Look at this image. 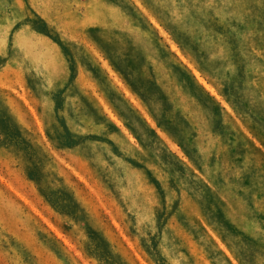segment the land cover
<instances>
[{"label": "rangeland", "instance_id": "obj_1", "mask_svg": "<svg viewBox=\"0 0 264 264\" xmlns=\"http://www.w3.org/2000/svg\"><path fill=\"white\" fill-rule=\"evenodd\" d=\"M86 245L264 264V0H0V264Z\"/></svg>", "mask_w": 264, "mask_h": 264}, {"label": "crops", "instance_id": "obj_2", "mask_svg": "<svg viewBox=\"0 0 264 264\" xmlns=\"http://www.w3.org/2000/svg\"><path fill=\"white\" fill-rule=\"evenodd\" d=\"M50 158H51V160L54 159L53 154H51V153H50ZM24 174H25L24 176H25L26 181L29 182V184L32 185V187L35 190L34 191L35 193L32 192V193H34V195H31V197H34V199L37 201H42L43 203L41 202V205L43 207L48 208V206H49V208L51 207L53 209V205L50 203L49 198L41 190V186L44 185L42 180L39 181L38 176H36V174H31V173L29 174L27 171ZM73 217L74 218L72 220H70L72 223H74L76 221L75 220V214ZM52 218L54 220H56L58 223H60L54 216ZM64 222L68 223V221H66V220ZM119 222L123 226L122 220H119ZM89 249H91V247L86 245V256H87L88 260L89 261L91 260L92 262L94 261L97 264H103L102 261L100 259H98L95 254L91 253Z\"/></svg>", "mask_w": 264, "mask_h": 264}, {"label": "trees", "instance_id": "obj_3", "mask_svg": "<svg viewBox=\"0 0 264 264\" xmlns=\"http://www.w3.org/2000/svg\"><path fill=\"white\" fill-rule=\"evenodd\" d=\"M151 8L153 9L157 17H159L160 21L165 24L167 29H169L170 33L179 41L180 45L185 49V44L182 42L181 36H179V33L177 32V28H175L171 22L167 21V18L163 16L159 11H157L153 6ZM200 63L203 66V62Z\"/></svg>", "mask_w": 264, "mask_h": 264}]
</instances>
